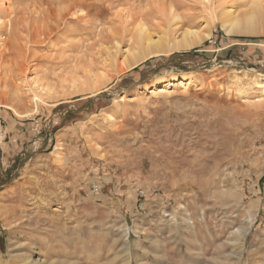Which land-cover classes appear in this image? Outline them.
<instances>
[{"label": "rangeland", "instance_id": "1", "mask_svg": "<svg viewBox=\"0 0 264 264\" xmlns=\"http://www.w3.org/2000/svg\"><path fill=\"white\" fill-rule=\"evenodd\" d=\"M258 2H0L36 35L0 65V264H264ZM139 27L164 48L130 65Z\"/></svg>", "mask_w": 264, "mask_h": 264}, {"label": "bare ground", "instance_id": "2", "mask_svg": "<svg viewBox=\"0 0 264 264\" xmlns=\"http://www.w3.org/2000/svg\"><path fill=\"white\" fill-rule=\"evenodd\" d=\"M4 0H0V2L2 3ZM90 1V0H89ZM114 0H109V2L110 3H112ZM142 1V0H141ZM82 2H84V1H82ZM107 2V1H106ZM0 3V4H1ZM72 3V2H71ZM96 3V2H95ZM94 3V4H95ZM102 3V2H101ZM259 3V5H261L260 4V2H258ZM264 3V2H263ZM107 4H108V2H107ZM91 5V4H90ZM96 5H98V4H96ZM257 5V4H256ZM81 6V5H80ZM94 6V5H93ZM104 6V5H103ZM261 6H263V4L261 5ZM73 7V6H72ZM72 7H70V5L68 4L66 7H64V9L62 10V11H60V10H56L55 11V14L54 15H56L57 16V18H58V24H56V25H53V26H50L49 28L48 27H45V28H48L47 29V34H48V36H52L54 33H57V34H59L60 32V28H62L61 26H63L61 23H67V18H68V16H69V14H71V15H73V13H70V8H72ZM74 7H76V6H74ZM257 7H259L258 5L256 6V8ZM161 8V7H160ZM255 8V9H256ZM262 8H264V6L262 7ZM93 9V8H92ZM258 9H260V8H258ZM110 11V10H109ZM77 12V11H76ZM51 13H52V11H51ZM102 14V13H101ZM61 22V23H60ZM93 22V21H92ZM13 23H15V22H13ZM126 23V22H125ZM36 24V23H35ZM64 24V25H65ZM92 24V23H91ZM90 24V25H91ZM251 24V23H250ZM38 25V24H37ZM40 25V24H39ZM82 25V24H81ZM140 25V24H139ZM11 26V28H9V26L7 25V24H5V23H3V24H1V22H0V33H9L8 35H7V38L6 39H3L2 41H3V49H1V51H0V65H1V70H2V73H3V71H5V69L3 68L4 67V65L5 64H7V63H12L14 60H16L15 62L18 64V69L19 70H21V72H24L25 71V69H26V67L24 66V63L25 62H27L28 63V61H27V59L29 60L30 58H28V54L29 53H27V45L29 44V43H32L31 41H33L34 39L33 38H35L36 37V35L34 34V33H32L31 31V35L29 36V35H25L26 36V42L24 43V44H22L21 42H15V41H12L11 40V37H12V34H13V28H12V25H10ZM33 26H35V25H33ZM42 26V25H41ZM17 27V26H16ZM44 27V26H43ZM44 28V29H45ZM142 28V27H141ZM140 27H139V29H138V31H135V35H133L132 37L133 38H135L134 39V44H135V46H134V51L135 52H133V54H131L132 55V59H127L128 61H129V64L130 65H134V64H136L137 62H139V61H141V60H143L144 58H147L149 55H151V54H153V53H155V52H158V51H163V44H162V41L161 40H157V41H155V42H153L152 41V34H147L146 33V30H143V28L141 29ZM256 28V27H255ZM36 29H37V27H36ZM63 29V28H62ZM17 30V29H16ZM15 30V31H16ZM69 30V29H68ZM76 31V30H75ZM78 31H80V30H78ZM131 31H133V30H131ZM168 31V30H167ZM34 32V31H33ZM62 32V31H61ZM113 32V31H112ZM173 32V31H172ZM37 33V32H36ZM114 33V32H113ZM112 33V34H113ZM122 33V32H121ZM42 34V33H41ZM174 34V33H173ZM190 34V33H189ZM43 35V34H42ZM45 35V34H44ZM121 35V34H120ZM38 36H39V34H38ZM37 36V37H38ZM59 36H60V34H59ZM63 36V35H62ZM28 37H30V38H28ZM61 37V36H60ZM173 37V36H172ZM38 38H40V36L38 37ZM38 38H37V40H38ZM55 39H56V37H54ZM33 39V40H32ZM114 38H112V40H113ZM116 40V39H115ZM165 40V39H164ZM44 41H46V40H44ZM43 41V42H44ZM132 41V40H131ZM35 42H37V41H35ZM42 42V41H41ZM72 42V41H71ZM191 42H195L194 40H191ZM190 42V40L188 39V36H184V37H182L180 40H177V38L173 41V48H175V49H181V48H186V47H189L190 46V44H192ZM115 43V42H114ZM196 43H198V42H196ZM43 44V43H42ZM64 45V44H63ZM117 45H120V44H117ZM194 45V44H193ZM32 46V45H31ZM78 47V46H77ZM119 47V46H118ZM61 48H63V47H61ZM69 48V47H68ZM67 49V48H66ZM31 50V49H30ZM29 50V51H30ZM117 51H121V50H119V48H117L116 49ZM31 52V51H30ZM130 53V52H129ZM121 54V53H120ZM33 56V55H32ZM128 56H130V54L128 55ZM30 57V56H29ZM128 58H130V57H128ZM15 64V63H14ZM26 64V63H25ZM127 64V63H126ZM128 64V65H129ZM13 65V64H12ZM27 65V64H26ZM129 65V66H130ZM17 66V65H16ZM8 68V67H7ZM1 70H0V72H1ZM3 75V74H2ZM6 75V74H5ZM263 78H262V81H263V83H264V75L262 76ZM6 78V77H5ZM261 79V78H260ZM1 81H3V76H1V79H0ZM10 81H11V79H10ZM26 81V80H25ZM182 82L183 81H181V84H182ZM5 83L7 84V86H6V91H5V93L6 94H10V96H13V97H15V96H19V94H18V92H17V89H15V85L14 84H12L13 82H9V81H6L5 80ZM46 93V92H45ZM49 94V93H48ZM0 104H3L1 101H0ZM1 127V126H0ZM1 134V133H0ZM1 136H2V134H1Z\"/></svg>", "mask_w": 264, "mask_h": 264}, {"label": "trees", "instance_id": "3", "mask_svg": "<svg viewBox=\"0 0 264 264\" xmlns=\"http://www.w3.org/2000/svg\"><path fill=\"white\" fill-rule=\"evenodd\" d=\"M195 52H192V53H174L172 54L169 58V60H172L173 58L176 59V58H180V57H184V56H190L192 54H194Z\"/></svg>", "mask_w": 264, "mask_h": 264}, {"label": "crops", "instance_id": "4", "mask_svg": "<svg viewBox=\"0 0 264 264\" xmlns=\"http://www.w3.org/2000/svg\"><path fill=\"white\" fill-rule=\"evenodd\" d=\"M260 191H261V189H260ZM196 255H198V253H195Z\"/></svg>", "mask_w": 264, "mask_h": 264}]
</instances>
